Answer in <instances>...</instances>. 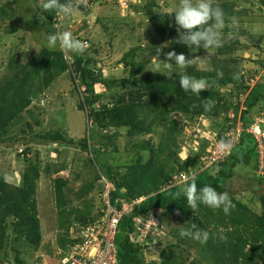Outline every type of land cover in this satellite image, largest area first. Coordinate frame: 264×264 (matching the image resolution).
<instances>
[{"label": "trees", "instance_id": "16d2710c", "mask_svg": "<svg viewBox=\"0 0 264 264\" xmlns=\"http://www.w3.org/2000/svg\"><path fill=\"white\" fill-rule=\"evenodd\" d=\"M75 1L73 0L74 5ZM237 1L239 0L213 2L225 13L226 32L229 19L240 14L235 11ZM262 3L264 4V0ZM97 4L111 6L121 12L116 2L103 0H91L90 4L83 3L76 11H88ZM14 5L21 7L23 20L10 28L9 34L17 33L24 25L25 29L32 31L43 47L27 64L22 65L19 56H14L7 64L6 75L0 80V144L7 142L9 131L30 110L34 100L41 97L61 76L70 73L82 97L79 109L86 111L88 120L92 122V129L94 128L93 133L88 139L84 138L78 142L69 139L61 131L39 134L29 141L24 139L26 141L24 146L27 148L23 155L25 157L31 153L32 143L46 146L56 144L78 148L91 156L96 154L98 159L101 160L102 157L103 160L101 172L96 174L95 182H99L102 176L105 178L98 191L102 195L105 185L109 184L112 207L120 209L122 202L132 203L144 199L135 206L130 215L123 217L118 227L116 237L118 264H146L145 252L148 247L132 243L130 235L135 231V219L139 217L145 219L156 210L160 212L165 223L173 218L176 224L184 225L185 228L187 223L195 222L210 233L208 242L201 244L190 238H180L179 233L184 228L175 230L172 235L177 243L170 245L168 250L161 251L160 264H264V196L260 198L263 214L259 215L242 199L230 194L235 208L229 215H225L220 209L204 205L195 210L190 209L183 195H175L184 185L171 184L174 175L192 169L196 173L190 182L195 180L198 188L211 185L217 191L228 192L226 188L228 183L233 181L237 173L246 170L253 171L264 188V178L257 174L260 159L258 144L254 136L247 133L255 122L252 117L254 110L264 97V76L261 82L251 88L250 80L244 81V76L229 72V69L206 72L197 69L192 63L184 71L197 79L207 80L208 84L207 89L197 97L186 94L180 88L179 77L176 75L168 78L162 74L146 72L149 61H137V49H132L122 59V63L129 69L128 76L125 79L108 81L105 80L102 70L98 69V61L91 57L92 54H97V51L92 50V46L88 49L90 45L88 39L84 40L87 48L82 54L70 53L59 47L48 49L44 46V34L65 31V16L41 10L43 21L40 23L35 16H31L32 8L27 0H6L5 6L0 7V24ZM155 8L154 3H149L142 8V12L155 36L168 43L166 53L175 51L194 61L215 49L180 44L178 41L180 33L177 31L174 13L157 12ZM58 24L61 26L57 27ZM250 38L248 39L253 47L260 50L261 38L257 41ZM240 47L243 45L237 36L228 37L225 34L218 56L231 57L240 50ZM243 48L249 47L245 45ZM231 61L237 62L235 59ZM256 64L263 69L264 59ZM237 76L238 78H235ZM98 87L104 90L101 94L96 92ZM221 89L228 90L229 96L223 94ZM109 91L111 93H108ZM208 99L214 101L215 106L211 110L204 108V102ZM241 100L244 101L242 105L245 110L239 118ZM181 117L192 122L201 118L223 117L219 141L228 140L226 134L239 122L243 125V134L226 160L201 171L199 168L203 165L202 159L207 155L205 144L194 157L186 161L178 159L179 139L188 126L181 122ZM28 128L32 131L30 125ZM160 128H163V132L157 145H154L152 140L143 139L154 135ZM123 131H126L125 137L129 141L126 150L132 147L134 157L132 163L127 165L126 173L121 175L107 159H115L114 154L120 153L115 140L119 139V134ZM91 140L96 146H91ZM217 168L219 171L215 175H209L210 171ZM63 171L62 166L54 165L53 168L48 166L42 169L40 163L34 165L30 163L22 173L19 185L0 180V256H3L0 264L8 263V249L14 253L16 264H27L23 258L26 249L32 248L37 251L41 248L43 229L38 209V182L42 173L50 176ZM68 185L69 181L63 178L54 180L58 229L62 232L58 243L62 252L67 251V255L71 247L80 243L79 238L71 237V230L74 227L81 229L93 225L103 216L101 213L92 218L89 212L69 209L66 195ZM94 188L92 184L85 185L78 194L79 199L87 196ZM221 235L226 239H221ZM155 239L148 236L149 242L146 243H153ZM180 247L183 252L185 251V257L169 251ZM193 255L195 257L191 261ZM65 257L63 253L62 259Z\"/></svg>", "mask_w": 264, "mask_h": 264}, {"label": "rangeland", "instance_id": "374dc122", "mask_svg": "<svg viewBox=\"0 0 264 264\" xmlns=\"http://www.w3.org/2000/svg\"><path fill=\"white\" fill-rule=\"evenodd\" d=\"M27 1L32 8L31 16H35L42 23L41 5L44 0ZM128 1L132 2L133 6L136 4V7L131 8L132 11H128V13L120 12L123 17L120 16L119 11L114 7L98 4L88 9V11L78 10L73 15L64 17L65 31H71L73 36L81 41L88 39L90 44L88 45V49L92 48V50L97 51V54H92L91 57L98 61L97 67L102 70L105 80L108 81L125 79L128 76L129 69L122 63V59L132 49H137V61H149L146 72L154 73L149 70L152 66L151 57L156 54V48L163 47V53H166L169 45L155 36L154 30L142 12V8L149 3H154L156 5L155 11L174 13L181 2V0ZM5 2L6 0H0L1 8L5 6ZM15 6L12 10L8 11V16L0 24V80L6 75V67L11 58L19 56L21 64H27L39 54L43 47L32 31L25 29L24 25L17 33L9 34V29L15 27L16 23L20 22V20H23L21 7ZM235 11L240 14L237 17L229 19L227 32L225 31V27L221 30L222 40L225 34L228 37L237 36L243 47L247 45L249 48L240 47V50L231 57H223L218 56L220 48L218 47L207 52L206 56L195 59L193 64L197 69L206 72H216L219 69L223 70L225 68L229 69V72L244 76V81L250 80L251 88H253L258 82H261L264 76V68L261 69L256 64L260 63L261 59H264V4L262 0H251L250 2L239 0L235 5ZM12 16L15 17L13 18ZM60 26L61 24L57 25V27ZM250 34L252 36H249ZM250 37L254 41L261 38L260 50L253 47V44L248 39ZM163 53L161 54V59H165ZM67 57L69 56L67 55ZM232 59H235L237 62L232 63ZM103 91L99 87L96 89V92L99 94ZM111 91L113 92L114 89ZM111 91L108 93H111ZM221 92L229 96L228 90L221 89ZM243 100H241V106L239 107V118L242 111L245 110L242 105L245 101ZM81 101L82 97L76 88L72 75L70 73L64 74L51 87L47 88L41 97L34 100L30 110L9 131L7 142L0 144V180L4 179L9 184L19 185L21 175L30 163L33 165L40 163L42 169H46L48 166L53 168L54 165L64 167V171L60 174L47 176L42 173L41 179L38 182L37 199L43 229V242L41 248L37 251H34L32 248L26 249L23 258L27 264H63V261L66 259V257L62 259V254L64 253L67 256V251L62 252L58 243L60 233L62 232L58 229L54 194V180L56 178H63L69 181V185L66 188L69 209L89 212L92 218L97 217L101 213L104 215V211L106 210L103 199L106 187L109 184L105 185V191L100 195L98 190L104 184L105 178L102 176L99 182H95L96 174L101 172L102 157H100V160L96 154L91 156L78 148H69L56 144L46 146L33 143L30 145L32 147L31 153L25 157L23 155L25 148H27L24 146L26 142L24 139L29 141L39 134L61 131L69 139H73L76 142L84 138L88 139L91 133H93L94 128L92 129V122L88 120L86 111L79 109ZM232 102H234V99H232ZM252 117L255 120L254 123L264 124V97L254 110ZM180 120L188 126H186L179 139L178 159L186 161L194 157L201 151L204 144L207 146L205 149V153H207L206 158L209 151H211L213 156L215 151L212 147L219 142L218 135L220 126L223 124V117L218 119L201 118L193 122L181 117ZM28 125L31 126L32 131L29 130ZM91 129L92 131H90ZM159 130L154 135L146 136L143 139L152 140V143L157 145L163 128ZM125 132L120 133L119 139L115 140L120 153L114 154L115 156L113 157L115 159H107L109 164L121 175L126 173L127 165L132 163L134 157L132 147L128 151L126 150L129 141L125 137ZM134 142L136 143L137 141L135 140ZM90 143L94 147L95 142L91 140ZM221 151L220 146H218L216 154L218 155ZM260 159H264V157L261 156ZM260 159L257 174L264 178V169L262 170L263 176H261V171H259L261 165ZM202 161L203 165L199 168L201 171L213 166H206L205 159H202ZM246 172L244 170L240 174L237 173L236 177L232 182L228 183L226 188L229 194L236 195L254 213L261 215L263 214V207L260 198L264 196V188L260 185L259 178L254 176L253 171ZM182 173L187 175L188 180L179 185H176L172 181V186L188 184L196 172L189 169L188 172ZM180 174H176L174 177ZM87 184H92L95 188L87 196L79 199L78 194L80 190ZM145 219H156L159 222L148 235L156 238L155 241L153 243L144 242L140 244L148 247L145 252L146 264L153 262L160 264L161 251L168 250L170 245L177 243L172 234L175 230L183 229L184 225L176 224L173 218L165 223L160 212L157 210L153 211ZM79 230L80 228L74 227L71 230V237L74 239L76 237L79 238ZM169 251L171 253H178L183 257L186 256L185 251L183 252L181 247L176 250L170 249ZM7 252L8 263L16 264L15 255L12 250L8 249ZM194 257L195 255L190 260L192 261ZM0 259H3V256H0ZM8 263L6 262V264Z\"/></svg>", "mask_w": 264, "mask_h": 264}, {"label": "clouds", "instance_id": "9594fccd", "mask_svg": "<svg viewBox=\"0 0 264 264\" xmlns=\"http://www.w3.org/2000/svg\"><path fill=\"white\" fill-rule=\"evenodd\" d=\"M134 5L131 4L130 8L124 13L132 11L131 8L136 7V4ZM41 8L44 12H54L57 16L67 17L75 13L73 0H44ZM173 16L177 31L180 33L178 40L180 44L187 47H203L204 49L221 46V30L225 27V13L219 5H214L213 0H181ZM43 44L48 49L59 47L75 54H82L87 48V43L75 38L71 31H56L51 34H44ZM155 52L156 54L151 57L152 66L149 69L150 71L165 75L168 78L173 75L178 76L180 88L189 95L199 97L200 93L207 89L208 84L205 79H197L184 71L187 66L193 63V59H188L184 54H177L175 51L163 53V47L156 48ZM162 53L165 59H161ZM235 78H238V76ZM214 106V101L210 99L204 102L205 110H211ZM230 147V140L220 141L222 150H227ZM218 171V168L213 169L209 172V175H215ZM175 195H183L187 200L188 207L192 210L204 205L212 209H220L225 215H229L235 208L227 191H217L211 185L198 188L195 180L185 184ZM186 225L187 227L179 233L180 238H190L201 244L208 242L210 233L207 230L195 222H189ZM220 238L226 239L223 235Z\"/></svg>", "mask_w": 264, "mask_h": 264}, {"label": "built area", "instance_id": "2783aa9c", "mask_svg": "<svg viewBox=\"0 0 264 264\" xmlns=\"http://www.w3.org/2000/svg\"><path fill=\"white\" fill-rule=\"evenodd\" d=\"M93 1V0H92ZM104 2H116L122 13L130 8L132 4L128 0H103ZM75 11L81 4H90L91 0H76ZM74 11V12H75ZM257 122V121H256ZM247 133L254 136L260 151V157H264V124L255 123ZM243 134V125H238L232 128L226 134L228 140L231 141V147L227 150H222L218 155V146L220 141L213 146L212 153L209 151L208 157L205 158L206 166H211L216 163L224 161L230 156L232 148L237 146L240 137ZM263 134V135H261ZM261 165L259 171L263 176L262 170L264 169V159H260ZM188 177L185 173L175 176L173 181L176 185L186 182ZM110 187H106L104 194V211L103 217L94 225L82 227L79 232L80 243L70 248L66 259L63 264H118V252L116 245V237L118 227L124 216L130 215L136 205H139L144 199L136 200L132 203L122 202L121 208L116 209L112 207L109 196ZM159 222L156 219L147 220L142 217L135 219V231L130 235V240L134 244H143L147 241L148 235L152 232L154 226Z\"/></svg>", "mask_w": 264, "mask_h": 264}]
</instances>
